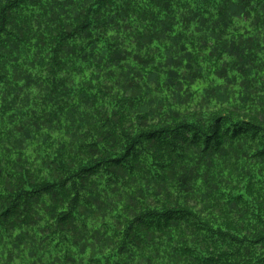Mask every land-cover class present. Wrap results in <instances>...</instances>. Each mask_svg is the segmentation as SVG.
<instances>
[{
	"label": "trees",
	"instance_id": "16d2710c",
	"mask_svg": "<svg viewBox=\"0 0 264 264\" xmlns=\"http://www.w3.org/2000/svg\"><path fill=\"white\" fill-rule=\"evenodd\" d=\"M0 264H264V0H0Z\"/></svg>",
	"mask_w": 264,
	"mask_h": 264
}]
</instances>
